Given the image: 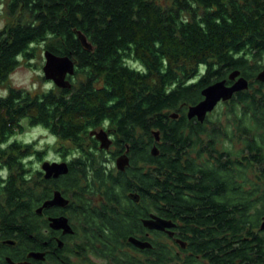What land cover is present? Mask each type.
Returning <instances> with one entry per match:
<instances>
[{
  "label": "trees",
  "instance_id": "1",
  "mask_svg": "<svg viewBox=\"0 0 264 264\" xmlns=\"http://www.w3.org/2000/svg\"><path fill=\"white\" fill-rule=\"evenodd\" d=\"M0 8L8 19L0 28V87L41 46L75 64L70 88L8 85L0 93V264H7L5 242L31 246L38 238L39 175L24 164L33 146L8 144L25 122L58 139L53 150L70 162L78 157L80 165L47 189H106L108 208L80 211L93 244L113 255L153 207L187 218L195 252L215 264H264V82L257 80L264 0H0ZM236 71L248 89L204 122L190 120L202 91L224 80L233 85ZM100 128L111 129L117 154L130 146L126 173L110 170L104 151L84 147ZM128 192L143 204L131 203ZM166 254L158 249L159 262Z\"/></svg>",
  "mask_w": 264,
  "mask_h": 264
},
{
  "label": "flooded vegetation",
  "instance_id": "2",
  "mask_svg": "<svg viewBox=\"0 0 264 264\" xmlns=\"http://www.w3.org/2000/svg\"><path fill=\"white\" fill-rule=\"evenodd\" d=\"M97 132L106 134L109 146L103 147L101 137L90 134L84 147L88 150L104 151L110 157L107 162L111 166L110 170H114L115 173H126L131 166L130 146L128 145L123 153L117 154L111 129L100 128ZM12 142L11 137L8 144ZM6 148L8 150V146ZM124 156L128 158L129 163L120 168L118 161ZM33 158L39 162L37 169L28 165L31 161L28 160ZM77 159L78 157L70 162L69 156L63 157L61 153L56 152L55 159L48 161V158L44 157V150L42 153L34 151L32 156L28 155L25 158L24 164L31 169L33 178H37L36 173L39 175L38 187L41 197L38 205L33 209L38 220V238L35 243L30 244L31 246H24L14 239L13 244H7L5 248L13 255L5 252L4 258L7 264H10L9 259L15 264H215L211 259L206 258V253L195 252L193 235L185 223L187 218L174 217L173 212L170 217H163L153 207L145 210L144 215H138V223L132 229V233L121 238L120 245L113 249V255L100 243L93 244L85 232L88 225L84 217L80 216V211L85 210L86 205H90L91 210L107 207L109 204L106 189L99 188L94 191L85 186L80 195L76 189L68 191L62 185H52L48 189L45 187L46 182L58 181L66 177L72 167L79 166L80 164L76 163ZM62 163L68 165V174L57 178H46L44 169L46 164ZM2 170L6 171V169ZM3 176L2 181H5ZM126 195L131 203L143 204L138 193L128 192ZM2 198L0 195V200ZM157 219L166 222L167 226L159 230L145 223ZM159 248H165L167 251L164 261L160 262L156 257Z\"/></svg>",
  "mask_w": 264,
  "mask_h": 264
},
{
  "label": "water",
  "instance_id": "3",
  "mask_svg": "<svg viewBox=\"0 0 264 264\" xmlns=\"http://www.w3.org/2000/svg\"><path fill=\"white\" fill-rule=\"evenodd\" d=\"M77 35L83 45L89 48V43L87 38L81 33L77 32ZM45 66L43 67V72L45 78L53 82L59 88H70L71 83L67 79L68 76H73L75 73V64L69 57H59L54 55L50 51L44 53ZM230 80L234 82L233 85H226V81L217 82L202 91L203 100L195 106L189 108L187 116L191 119H198L199 122H204L207 114L213 112V110L218 106L219 103L230 100L235 93L248 89V81L240 77V72L236 71L229 76ZM257 80L264 82V70L257 75ZM176 118L177 116H173ZM91 135L101 137V142L103 147L109 146V141L104 132H94ZM156 140L159 141V133H154ZM103 137V138H102ZM107 140V142H106ZM152 154L156 156L158 154L157 148H153ZM120 168H123L129 163L127 157H122L118 161ZM47 165V166H46ZM44 169L46 171V178L59 177L61 175H66L69 172L68 165L66 163L62 164H46ZM149 227H154L159 230L164 229L167 226L166 222L161 219L147 221L145 222ZM261 229L264 230V221L261 224ZM6 244H13V242L7 241ZM10 264H15L11 259H9Z\"/></svg>",
  "mask_w": 264,
  "mask_h": 264
},
{
  "label": "rangeland",
  "instance_id": "4",
  "mask_svg": "<svg viewBox=\"0 0 264 264\" xmlns=\"http://www.w3.org/2000/svg\"><path fill=\"white\" fill-rule=\"evenodd\" d=\"M157 2L163 3L164 0H157ZM7 22L8 19L5 16L3 9L0 8V28H2ZM44 52L45 49L43 46L37 48L34 60L30 63L23 62L21 66L10 75L7 86L9 85L17 89H26L34 92H44L54 87L55 85L45 78L43 72V67L45 66ZM7 86L0 87V93H4ZM24 125V133L13 137V140L32 143L33 152L30 156L33 155L35 150H44V157L48 158V161L55 159L56 152L53 150V146L60 143V141L54 138V136L43 127H29L27 122H25ZM65 145L66 148L72 147L70 143H65ZM223 145L229 147V144L227 143H224ZM28 161H30L28 165H31L32 168H38L39 162L36 159L33 158Z\"/></svg>",
  "mask_w": 264,
  "mask_h": 264
}]
</instances>
